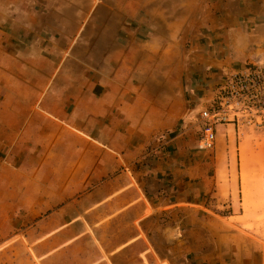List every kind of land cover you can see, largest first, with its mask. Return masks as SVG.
Segmentation results:
<instances>
[{
    "label": "crops",
    "instance_id": "obj_1",
    "mask_svg": "<svg viewBox=\"0 0 264 264\" xmlns=\"http://www.w3.org/2000/svg\"><path fill=\"white\" fill-rule=\"evenodd\" d=\"M74 4L0 0V264H264L262 243L245 248L236 230L205 228L222 223L202 211L220 202L217 169L211 182L206 167L144 164L161 152L148 142L180 121L193 87L182 86L179 67L165 74L138 64L194 8L203 15L198 78L264 60V0H132L116 69L94 67L91 48L73 51L79 33L91 45L94 29L109 28L94 5L77 21ZM232 125L217 126L228 172L238 169ZM174 210L181 225L159 228V215Z\"/></svg>",
    "mask_w": 264,
    "mask_h": 264
},
{
    "label": "rangeland",
    "instance_id": "obj_2",
    "mask_svg": "<svg viewBox=\"0 0 264 264\" xmlns=\"http://www.w3.org/2000/svg\"><path fill=\"white\" fill-rule=\"evenodd\" d=\"M131 2L132 0H76V5H74L77 21H80L83 16L89 18L90 15L87 16L86 9L94 5L92 16H97L96 20L98 24L103 23V26H105L104 23L107 21L109 28L94 29L91 35L93 40L91 45L80 44L81 33H79L77 42L73 46V51L76 49L75 51L78 54L85 52V48L86 51H89L91 48L94 54V67H101L108 64L110 67L116 69V65L120 60L115 54L119 52L120 45H116L115 43L116 40L120 42V22L123 20H131L128 18V11L126 10L128 6L131 7ZM196 11V8H194L193 12L188 14L189 20L186 17L187 19L183 23H174L170 29L171 32H169L171 34L170 39L164 44L155 45L152 50L145 49L146 53L142 56L143 61L138 62L139 68L142 70L141 72L146 68H152L155 70H163L166 74L170 68L179 67L181 72L184 73V83L182 86L188 85L189 89L193 87V90H189L188 97L186 96L188 103L183 109L180 121L172 126L160 127L155 139L148 142V148L154 146V148H158L161 152H154L150 159H146L148 161H145L144 164L157 160V164L160 163V166L164 164L170 165L171 160H173L172 164L176 166L206 167L207 171H209L207 175H209L211 182L212 176L214 175L213 171L217 169L216 177L220 191V202L218 201L219 203L216 205L208 204V208L210 209L202 208V211L222 223L215 222V224L213 223L214 221H206L205 228L208 231L212 229L224 230L226 228L236 230L237 236L233 235V237L234 239L236 238L238 246H245L246 248L249 241L254 243L259 242L264 246V124H253L251 126H238L236 124L235 130L234 125H232L234 140H236L233 146L236 159L235 167H238L235 172H228L227 170V167L231 165L226 153V149L229 148L227 140L220 141L218 137L215 147L211 150H203L199 147V138L201 136L199 112L203 107L213 103L223 76L230 71H222L220 74L218 73L213 76L204 75V77L198 78L196 71L198 61L193 58V54L196 52V43L201 37L202 28H200L198 22L202 19L203 15L198 13L199 11ZM82 12L85 15H82ZM177 15L180 14H173L172 16L174 22L180 18H176ZM166 30L168 31V29ZM166 30L162 28L160 35L164 36ZM100 31L102 36L109 39L106 45L96 43L99 42L98 37L96 38V33ZM148 50L155 52L157 56L154 57ZM107 54L112 56H108L112 58L109 61L105 60ZM139 68L137 67V69ZM218 80L221 81L217 83L216 81ZM198 83L200 88L203 86L202 83L205 84L199 96H197L199 92H196V88L199 87ZM225 130L223 128V131ZM172 137L177 138L170 140ZM217 150H222L221 156L218 154L219 152L217 153ZM149 175V173L145 174L144 180ZM163 177H167V175H161V178ZM147 180L153 181V177L150 176ZM231 196H233L232 200L235 202L236 212L234 217H229L232 211L229 207ZM223 200H226V202ZM164 213L169 216H166V214L159 215L160 219L166 218L163 221H159V228L163 227L161 226L162 224L173 220L174 217L177 219L180 218V213L172 214L175 213V210L171 213L166 211ZM226 216L229 218H225ZM173 222L178 223L176 225H181L179 222H175V219ZM181 227L187 229L195 226L183 221ZM218 239L217 237L216 240L218 241ZM242 249L244 248H240V250ZM232 254L235 255V251Z\"/></svg>",
    "mask_w": 264,
    "mask_h": 264
},
{
    "label": "built area",
    "instance_id": "obj_3",
    "mask_svg": "<svg viewBox=\"0 0 264 264\" xmlns=\"http://www.w3.org/2000/svg\"><path fill=\"white\" fill-rule=\"evenodd\" d=\"M199 122V147L203 150L215 147L220 124H264V60L226 73L213 103L200 110Z\"/></svg>",
    "mask_w": 264,
    "mask_h": 264
}]
</instances>
